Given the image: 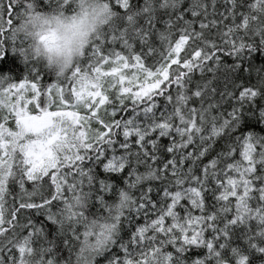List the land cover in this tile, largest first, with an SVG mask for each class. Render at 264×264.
<instances>
[{
  "label": "snow or ice",
  "instance_id": "1",
  "mask_svg": "<svg viewBox=\"0 0 264 264\" xmlns=\"http://www.w3.org/2000/svg\"><path fill=\"white\" fill-rule=\"evenodd\" d=\"M54 6L0 0V264H264V0H106L63 79Z\"/></svg>",
  "mask_w": 264,
  "mask_h": 264
},
{
  "label": "clouds",
  "instance_id": "2",
  "mask_svg": "<svg viewBox=\"0 0 264 264\" xmlns=\"http://www.w3.org/2000/svg\"><path fill=\"white\" fill-rule=\"evenodd\" d=\"M62 0H56L61 3ZM71 11L58 6L33 9L16 23V36L24 41L30 59L63 79L81 60L92 39L111 22L106 0H68Z\"/></svg>",
  "mask_w": 264,
  "mask_h": 264
},
{
  "label": "trees",
  "instance_id": "3",
  "mask_svg": "<svg viewBox=\"0 0 264 264\" xmlns=\"http://www.w3.org/2000/svg\"><path fill=\"white\" fill-rule=\"evenodd\" d=\"M7 64L12 65L15 68L14 72L8 73L5 72V75H10V76H25L28 74L29 71V67L25 65V63L23 62L22 58H18L16 55H14L13 53L9 52L8 54V59H7ZM0 70H7L6 65L4 66H0Z\"/></svg>",
  "mask_w": 264,
  "mask_h": 264
}]
</instances>
